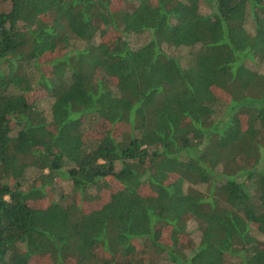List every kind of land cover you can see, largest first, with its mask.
Here are the masks:
<instances>
[{
    "label": "trees",
    "instance_id": "16d2710c",
    "mask_svg": "<svg viewBox=\"0 0 264 264\" xmlns=\"http://www.w3.org/2000/svg\"><path fill=\"white\" fill-rule=\"evenodd\" d=\"M116 1L0 0V264H264V0Z\"/></svg>",
    "mask_w": 264,
    "mask_h": 264
},
{
    "label": "rangeland",
    "instance_id": "374dc122",
    "mask_svg": "<svg viewBox=\"0 0 264 264\" xmlns=\"http://www.w3.org/2000/svg\"><path fill=\"white\" fill-rule=\"evenodd\" d=\"M120 5H121L120 2H118V0H117L116 1V5H115L116 8H118ZM201 11L203 13H207V8L206 7H202ZM113 36H114L113 34H110V35L107 36V39L109 40V39L113 38ZM135 41L136 42H141L142 38L135 39ZM187 51L188 50L182 49L181 51H174L173 53L176 54V55L181 56L182 60H186L187 59V54H188ZM248 66L251 69H253L254 71H256V72H258L260 74H264V61L255 60L254 62H248ZM35 97H40L39 100H38L39 101V103H38L39 109L44 111L45 114L49 116L50 106L52 104L53 99L47 97L46 94L43 91L37 92L35 94ZM56 184H57L56 185V189H54L53 194H52V196L55 199H58L60 197L67 199L68 197H70L71 186H70V183L67 180H64L62 178L58 179ZM109 185H110V190H105V191L102 192V199L103 200H106L108 198L109 194L111 193V190H115V189H117V187H119V185L116 182H111ZM193 226L194 225L190 223L188 225V229L193 228ZM197 235H198V233H193L192 234L193 242H197L198 241V236ZM162 237L166 238V234H163ZM259 238L260 239H264L263 236H260ZM193 242H190V243L193 244ZM184 243H186L185 240H184ZM145 256H146V251L141 246H137L136 252L133 254V256L130 259V263H133L136 260H143L145 258ZM103 257L104 256H101V259Z\"/></svg>",
    "mask_w": 264,
    "mask_h": 264
}]
</instances>
